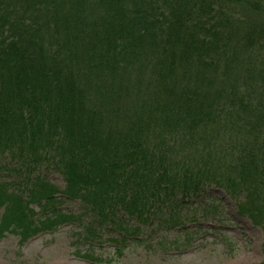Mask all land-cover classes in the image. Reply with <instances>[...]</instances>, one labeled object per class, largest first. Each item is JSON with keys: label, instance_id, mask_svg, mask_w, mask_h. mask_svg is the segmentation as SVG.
<instances>
[{"label": "trees", "instance_id": "trees-1", "mask_svg": "<svg viewBox=\"0 0 264 264\" xmlns=\"http://www.w3.org/2000/svg\"><path fill=\"white\" fill-rule=\"evenodd\" d=\"M211 186L264 232V0H0V238Z\"/></svg>", "mask_w": 264, "mask_h": 264}, {"label": "rangeland", "instance_id": "rangeland-1", "mask_svg": "<svg viewBox=\"0 0 264 264\" xmlns=\"http://www.w3.org/2000/svg\"><path fill=\"white\" fill-rule=\"evenodd\" d=\"M51 182L62 189L59 178ZM240 201L211 186L174 214L176 225L152 210L134 218L118 206L110 221L93 226L96 236L86 234L90 216L78 200L49 201V207L76 219L22 242L18 235L4 233L0 264H259L264 261V232L239 210Z\"/></svg>", "mask_w": 264, "mask_h": 264}]
</instances>
